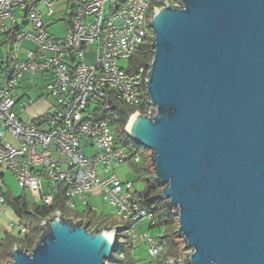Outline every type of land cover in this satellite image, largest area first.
I'll return each instance as SVG.
<instances>
[{
    "label": "water",
    "instance_id": "1",
    "mask_svg": "<svg viewBox=\"0 0 264 264\" xmlns=\"http://www.w3.org/2000/svg\"><path fill=\"white\" fill-rule=\"evenodd\" d=\"M176 1L154 7L149 114L125 133L150 150L191 264H264V0ZM118 233L56 210L4 264H106Z\"/></svg>",
    "mask_w": 264,
    "mask_h": 264
},
{
    "label": "built area",
    "instance_id": "2",
    "mask_svg": "<svg viewBox=\"0 0 264 264\" xmlns=\"http://www.w3.org/2000/svg\"><path fill=\"white\" fill-rule=\"evenodd\" d=\"M166 2L178 5L176 0H0V203L5 200L4 175L10 172L21 188L30 191L31 202L52 205L54 184H61L69 210L79 204L95 213L88 197L103 195L122 220L153 223L151 212L133 197V182L111 172L129 159L138 163L139 155L131 157L119 143L113 121L97 117L114 98L134 107L147 98L148 68H132L130 58L151 40L154 7ZM57 10L64 12L62 37L47 31L48 19ZM91 45L95 59L87 63L84 54ZM119 60H126V66ZM25 72L41 74L44 89L54 100L51 111L26 123L14 111V90ZM149 109L148 104L145 115ZM51 214L41 218L40 225ZM68 219L88 223L84 217ZM27 224L22 220L9 225L22 236L28 232ZM127 232L147 245L146 264H157L165 239L133 229Z\"/></svg>",
    "mask_w": 264,
    "mask_h": 264
},
{
    "label": "trees",
    "instance_id": "3",
    "mask_svg": "<svg viewBox=\"0 0 264 264\" xmlns=\"http://www.w3.org/2000/svg\"><path fill=\"white\" fill-rule=\"evenodd\" d=\"M152 49L153 46L151 40L145 41L139 47L138 51L130 58L131 67L133 68L142 65L145 68H148L152 58ZM147 108V98L143 99L142 104L137 107L128 106L120 100L114 98L111 100L109 108L100 111L97 117L99 119L113 121L115 126V135L118 138L119 143L125 145L131 152V157L139 154L146 155L145 152L148 149L136 144L126 135L125 125L128 121V115L135 110L144 115ZM128 161L134 163L131 159ZM142 164L143 166L141 167V170L146 172L145 174L141 175V178L144 181V188L142 190L135 189L133 192V197L141 204L142 207H145L151 212L153 223L149 224V228H156L160 232L158 236H161L165 239L166 245L164 250L157 258V264H166L169 259L177 260L180 257V241H182L183 244L184 241L180 240L181 237L176 233V213L172 212L165 200H161L158 197V193L161 190L162 185L154 179V172H150V166H153L151 158L150 164H148V161L146 164H144L142 161ZM54 185V201L52 205L48 206L31 202V200H29L25 194L11 196L4 191V203H8L12 207L15 215L18 218V221H27L28 232L22 236H13L10 233L5 232V237L0 239V264H4L10 260V249L14 244H17L22 249L27 251L31 249L42 231L43 226L40 225L41 218L48 216L55 210H59L61 214L65 216V218L73 217L74 219L83 217V214L86 212L88 215V223L86 224L87 228L93 225L101 227L105 224L106 219L103 217L97 223H95L99 218H96L95 213L89 212V210L85 207L81 212L77 209L69 210L65 208L63 204L64 188L61 186V184ZM109 225L116 226L115 224ZM127 229H129L128 225L119 227V233L117 235L112 255L110 259L106 261V264L135 263L132 255L136 245L132 242L133 239H131Z\"/></svg>",
    "mask_w": 264,
    "mask_h": 264
},
{
    "label": "rangeland",
    "instance_id": "4",
    "mask_svg": "<svg viewBox=\"0 0 264 264\" xmlns=\"http://www.w3.org/2000/svg\"><path fill=\"white\" fill-rule=\"evenodd\" d=\"M65 2H62V4ZM109 8V2L106 3L105 11L107 12ZM68 12V11H67ZM64 12L56 11L53 17L48 19L49 26L47 27V31L50 35L54 37H62L66 33V25L65 22L60 20L62 14ZM52 19H55V22H51ZM45 20H47L45 18ZM94 46H90V51L84 54L85 61L87 63H92L95 59V50ZM24 48H22V51ZM18 57H21L18 55ZM118 64L120 66H126V60H119ZM45 88V82L41 74H34L31 76L28 72H25L23 75V79L20 82L19 86L14 90V97L16 98V106L14 107V111L19 115V117L26 123L31 121L34 118L39 116H43L49 111L53 109L54 100L53 98L47 95ZM33 101V103L26 108H24L29 101ZM24 108V109H23ZM23 109V111H21ZM113 128V125H111ZM150 150L148 149L145 153L146 155L139 154L140 161L138 163H132L131 161H126L122 165L114 168L111 172H114L118 178L122 181L129 180L133 182L134 188L137 190H142L144 188V181L141 178L142 174H145V171L141 170L144 164H150L149 154ZM150 172H154L153 166H150ZM149 175V174H148ZM5 186L4 191L11 196H18L25 194L29 200H31V193L28 190H24L21 188L15 177L10 173L6 172L4 175ZM46 187V184H45ZM89 202L95 207V217L99 218L95 223H97L101 217L106 219V222L103 226L106 227H114L109 224H117L116 226H124L128 225L129 229H133L137 234L140 233H148L151 236H158L160 232L155 229H150L149 224L150 221L147 219L142 220L139 223L128 224L126 221L122 220L121 217L116 213V210L106 201L103 195H92V197H88ZM84 206L77 205L78 211H83ZM94 216V215H93ZM90 216V217H93ZM84 218H88L87 213L83 214ZM18 221L17 216L15 215L12 207L8 203H0V239L5 237V232L10 233L13 236H18L17 229L9 224L16 223ZM100 228L96 225L89 227L90 230H95ZM128 230V229H127ZM182 240V238H180ZM135 243V248L133 250V258L135 260L134 264H146L149 259V255L147 252V245L141 240H132ZM180 261L182 264H191L184 255V252L190 251L188 247H183L182 241H180ZM17 245V244H16ZM30 251V249L28 250ZM178 259L176 261H178Z\"/></svg>",
    "mask_w": 264,
    "mask_h": 264
},
{
    "label": "crops",
    "instance_id": "5",
    "mask_svg": "<svg viewBox=\"0 0 264 264\" xmlns=\"http://www.w3.org/2000/svg\"><path fill=\"white\" fill-rule=\"evenodd\" d=\"M89 197H92V196H89ZM100 219H102V217H101ZM116 225H117V224H116Z\"/></svg>",
    "mask_w": 264,
    "mask_h": 264
}]
</instances>
